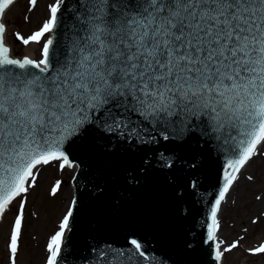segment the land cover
<instances>
[{
    "label": "snow or ice",
    "instance_id": "obj_1",
    "mask_svg": "<svg viewBox=\"0 0 264 264\" xmlns=\"http://www.w3.org/2000/svg\"><path fill=\"white\" fill-rule=\"evenodd\" d=\"M14 2L0 0V18ZM63 3H49L48 18L26 38L15 33L26 46L43 41L38 59L14 57L0 23V215L34 186V169L68 164L63 142L94 113L103 110L117 127L129 113L165 128L197 117L205 131L221 133L217 139L229 153L207 224L220 262L221 202L264 144V0H87L83 35L61 61L53 59L54 41L45 37L56 29ZM29 4L31 11L37 0ZM23 211L21 200L8 244L11 264ZM71 216L69 207L48 238L46 264H58ZM130 243L147 259L136 239ZM248 251L264 254V243ZM123 255L118 251L111 264H123Z\"/></svg>",
    "mask_w": 264,
    "mask_h": 264
},
{
    "label": "water",
    "instance_id": "obj_2",
    "mask_svg": "<svg viewBox=\"0 0 264 264\" xmlns=\"http://www.w3.org/2000/svg\"><path fill=\"white\" fill-rule=\"evenodd\" d=\"M86 2L64 0L49 34L54 60L63 61L83 35ZM105 117L103 110L94 113L61 147L67 166L75 163L76 170L58 264H111L118 251L123 264H220L207 224L229 156L217 139L221 133L205 131L200 118L191 116L167 128L137 113L121 118L120 127Z\"/></svg>",
    "mask_w": 264,
    "mask_h": 264
},
{
    "label": "rangeland",
    "instance_id": "obj_3",
    "mask_svg": "<svg viewBox=\"0 0 264 264\" xmlns=\"http://www.w3.org/2000/svg\"><path fill=\"white\" fill-rule=\"evenodd\" d=\"M52 2L54 0H37L30 11L29 0H15L6 10L2 17L6 27L5 43L14 57L23 54L39 58L43 41L39 45L30 43L26 46L19 40L14 42L15 33L26 38L38 30L48 18L47 5ZM47 37L48 34L45 39ZM259 151L261 154L254 156L242 173L240 171L217 213V241H224L220 249L223 253L221 264H264V254L253 255L248 251L264 243V144ZM61 164V161H52L34 169L37 177L34 186L17 197L0 216V264H11L8 244L21 200L24 201V211L15 264H46L47 240L58 230L73 197L71 179L75 165L61 167ZM54 187L56 191L53 193ZM254 220L256 223H253ZM233 242H237L238 246L224 252L223 249Z\"/></svg>",
    "mask_w": 264,
    "mask_h": 264
},
{
    "label": "bare ground",
    "instance_id": "obj_4",
    "mask_svg": "<svg viewBox=\"0 0 264 264\" xmlns=\"http://www.w3.org/2000/svg\"><path fill=\"white\" fill-rule=\"evenodd\" d=\"M244 169H245V167L241 169V173H242V171H243ZM230 189H231V188H230ZM226 198H227V197H226ZM225 200H226V199H225Z\"/></svg>",
    "mask_w": 264,
    "mask_h": 264
}]
</instances>
